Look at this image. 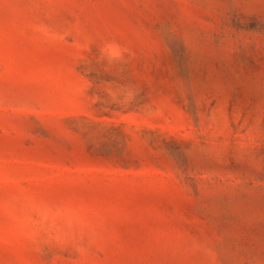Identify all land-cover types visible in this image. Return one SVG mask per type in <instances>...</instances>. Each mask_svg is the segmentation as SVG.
I'll return each mask as SVG.
<instances>
[{"label":"rangeland","instance_id":"obj_1","mask_svg":"<svg viewBox=\"0 0 264 264\" xmlns=\"http://www.w3.org/2000/svg\"><path fill=\"white\" fill-rule=\"evenodd\" d=\"M0 264H264V0H0Z\"/></svg>","mask_w":264,"mask_h":264}]
</instances>
